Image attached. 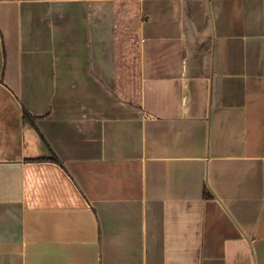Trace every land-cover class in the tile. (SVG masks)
<instances>
[{"label":"crops","instance_id":"crops-1","mask_svg":"<svg viewBox=\"0 0 264 264\" xmlns=\"http://www.w3.org/2000/svg\"><path fill=\"white\" fill-rule=\"evenodd\" d=\"M0 264H264V0H0Z\"/></svg>","mask_w":264,"mask_h":264}]
</instances>
